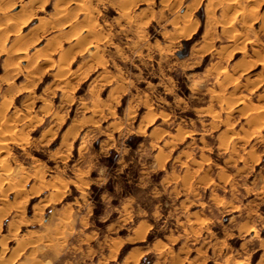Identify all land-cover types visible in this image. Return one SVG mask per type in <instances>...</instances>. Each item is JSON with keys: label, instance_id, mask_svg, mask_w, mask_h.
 <instances>
[{"label": "rangeland", "instance_id": "rangeland-1", "mask_svg": "<svg viewBox=\"0 0 264 264\" xmlns=\"http://www.w3.org/2000/svg\"><path fill=\"white\" fill-rule=\"evenodd\" d=\"M9 1L0 261L264 264V0Z\"/></svg>", "mask_w": 264, "mask_h": 264}, {"label": "bare ground", "instance_id": "bare-ground-1", "mask_svg": "<svg viewBox=\"0 0 264 264\" xmlns=\"http://www.w3.org/2000/svg\"><path fill=\"white\" fill-rule=\"evenodd\" d=\"M8 2H10L9 0H0V12H4V10H5V12H6V10H7V8L6 7H9L8 5H7V3ZM63 2V1H62ZM65 2V1H64ZM81 2V1H80ZM58 4H60V2L58 3ZM58 4H56V5H58ZM68 5L69 6V8H70V5H72V8H70V9H73V10H80V8H82V4L81 3H79L78 1H75V2H71V0H69V1H66V3H65V5ZM5 5H6V7H5ZM11 5V4H10ZM64 5V4H63ZM68 6H67V8H68ZM10 8V7H9ZM8 8V9H9ZM68 8V10L67 9H62V11H58V15H57V19H58V21L59 22H61L62 24H64V22L63 21H65L66 19H67V17L69 16L68 15V13H69V11H70V9ZM4 9V10H3ZM83 9V8H82ZM0 14H2V16H5V13H0ZM85 14V13H84ZM68 15V16H67ZM8 16V15H7ZM10 16V15H9ZM8 16V17H9ZM56 16V15H55ZM11 17H13L14 18V16L12 15ZM13 18H10L11 20H12V22H13ZM9 19V18H8ZM16 19V18H15ZM264 19V18H263ZM7 21H10V20H7ZM6 21V22H7ZM19 21V20H18ZM57 21V20H56ZM21 22H23V21H21ZM89 22V21H88ZM173 22V21H172ZM15 23V22H14ZM50 23V22H49ZM60 23V24H61ZM175 23V22H174ZM173 23V24H174ZM18 24V23H17ZM10 25V24H9ZM49 25V24H48ZM14 26L15 27H17L16 26V24H14ZM14 26H10V28L12 27V29H13V27ZM64 27V26H63ZM7 28V25H6V23H4V25H1L0 24V31H2V30H5ZM172 28H173V30L174 31H179V30H181V28L179 27V25H177V24H174V25H172ZM8 29V28H7ZM48 29V28H47ZM37 30V29H36ZM182 30H183V28H182ZM181 30V31H182ZM17 32V31H16ZM77 32V31H76ZM89 35V34H88ZM87 36V35H86ZM83 37H85V36H83ZM82 36H81V34H79V35H77L76 37H74V43L75 44H79V43H81V44H83V41H85L84 39L85 38H83ZM88 40V39H87ZM90 43V42H89ZM89 43H87V45L89 44ZM80 44V45H81ZM74 45V44H73ZM86 45V44H85ZM49 46V45H48ZM79 46V45H78ZM95 46V45H94ZM228 47V46H227ZM77 49V48H76ZM96 49V48H95ZM3 50V49H2ZM44 50V49H43ZM97 50V49H96ZM23 51V50H22ZM24 52V51H23ZM48 53V52H47ZM41 55H43V54H41ZM44 55H45V53H44ZM47 55V54H46ZM49 55H47V57H48ZM62 56V55H61ZM47 57H45L44 56V58H42L41 59V61L40 62H43L44 64H46V63H48L49 61H51V60H49V59H51V58H47ZM65 57V56H64ZM28 58V57H27ZM20 60V59H19ZM60 61V60H59ZM61 61H62V57H61ZM39 64V63H38ZM59 66H61L60 65V63H59ZM63 67V66H62ZM66 68V67H65ZM60 69V68H59ZM64 69V68H63ZM62 69V70H63ZM65 71H66V73H69V71H67L66 69H64ZM62 73V72H61ZM65 74V73H64ZM64 74L62 75V76H64ZM61 75V74H60ZM66 76H67V74H65ZM61 76V78H64V77H62ZM37 78V77H36ZM56 78V77H55ZM19 96V95H18ZM28 102V101H27ZM29 106V105H28ZM5 107V106H4ZM27 108V107H26ZM29 108V107H28ZM259 116V115H258ZM263 117V116H262ZM5 128V127H4ZM8 128V127H7ZM9 130V129H8ZM6 131V130H5ZM7 132V131H6ZM6 133H4L3 131H0V150H2V149H4V148H6L7 147V144H9L8 143V139H7V137H8V135L6 134ZM6 138V139H5ZM10 138V137H9ZM10 141V140H9ZM6 165V164H5ZM7 168V167H6ZM5 170V169H4ZM28 179V178H27ZM21 180H22V178H21ZM17 189V188H16ZM58 191V190H57ZM3 193V192H2ZM4 195V194H3ZM19 195V194H18ZM250 235L252 236V237H256V236H258V234H259V230H257L256 228H253V229H251L250 231ZM29 243V242H28ZM3 250V249H2ZM21 253V252H20ZM19 253V254H20ZM18 255H16V257H17ZM3 257V256H2ZM0 264H3L2 263V261H0Z\"/></svg>", "mask_w": 264, "mask_h": 264}]
</instances>
